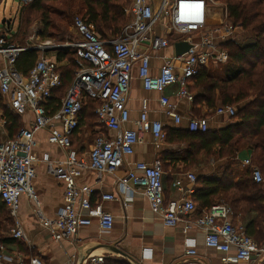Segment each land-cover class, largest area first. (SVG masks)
Returning a JSON list of instances; mask_svg holds the SVG:
<instances>
[{
  "label": "built area",
  "instance_id": "1",
  "mask_svg": "<svg viewBox=\"0 0 264 264\" xmlns=\"http://www.w3.org/2000/svg\"><path fill=\"white\" fill-rule=\"evenodd\" d=\"M32 0H21L27 3ZM209 5L216 6L215 0H131L125 10L127 24L122 34L110 41H102L100 36L89 27L86 20L76 17L72 28L76 40L66 43L63 48L75 53L73 79L58 111L52 113L46 104L53 94L62 86L61 63L43 55L35 63L27 76L16 71L15 65L20 55L28 47L9 42L12 35L3 32L0 36V97L7 107L22 116L27 112L34 114V121L23 127L17 136L0 144V200L9 210L14 221L11 237L19 243H26V235L19 220L18 212L21 197L27 196L38 204L33 189L36 179L35 136L41 131L48 133V143L66 152L64 161L53 164L47 155L44 162L48 170L64 186V203L53 220L41 217L43 228L49 232L52 240L75 241L83 227L91 226L93 219L98 220L103 233L114 228V216L104 211L101 204L93 205L91 198L94 189L79 186L78 179L83 171L90 170L104 174H114L120 170L126 158L133 155L134 147L143 143L145 135L150 133L155 143L167 140V133L161 122L148 118V101L141 105L140 117L135 121L136 129H124L130 122L128 108L131 91L132 74L138 65L139 79L148 92H163L166 88L177 85V97L194 102L190 92L192 79L209 65H228L230 57L222 45L213 46V39L222 43L234 42L235 28L232 25L215 29L204 35L207 26ZM201 35V44H196L192 36ZM172 39V42L170 38ZM186 42L191 49L181 57L166 60L158 75L150 73L151 57L149 52L166 49L170 44ZM45 49V46H40ZM98 103L95 115L100 125L116 132V137H97L86 156L78 157L73 148L72 137L80 128V114L86 100ZM166 114L176 125L182 118L176 113L168 97L160 99ZM236 108L219 107L217 115L235 117ZM6 122L0 117V133L5 132ZM191 132L206 133L209 130L205 118L192 119L188 125ZM252 168V176L257 184L264 186L261 170L253 166L252 160L245 161ZM163 165L160 160L152 165L137 163L121 180L125 191L129 183L141 190L150 204L151 210L162 217L166 227L178 226L198 211L192 199L197 183V175L187 173L190 187L182 189V182L176 187L183 191V200L167 201L163 189ZM102 201H116L114 195H103ZM127 204L126 202L124 205ZM39 215V211H37ZM232 209L220 203L202 211V216L194 221H187L183 232L186 234L194 226L205 234L206 247L222 254L224 264L252 262L255 255L260 256L264 250L230 220ZM234 249V253L232 250ZM186 255L197 256L194 240L187 241ZM12 256L6 254L0 245V264L12 263ZM20 263V262H19ZM21 264H25L22 263ZM28 264H44L39 258H31ZM77 264V262H72ZM86 264H106V256H92Z\"/></svg>",
  "mask_w": 264,
  "mask_h": 264
},
{
  "label": "crops",
  "instance_id": "2",
  "mask_svg": "<svg viewBox=\"0 0 264 264\" xmlns=\"http://www.w3.org/2000/svg\"><path fill=\"white\" fill-rule=\"evenodd\" d=\"M156 2L158 3L159 0H156ZM215 2L216 6L209 5L208 7L207 26L204 30V35L215 29H223L224 26L232 25L228 21L226 6L216 0ZM235 30L234 38L236 39V43L244 44L250 42L249 40L252 38L250 33L244 32L240 28H235ZM4 32L12 35L10 30ZM192 37L196 44H201V35H194ZM170 40L172 42L171 38ZM223 44L217 39H213V46L219 47ZM149 54L151 57L150 73L153 76L159 74L166 60L177 57L173 44H170L164 50L158 52L151 51ZM0 62L2 63L1 58ZM61 64L64 66L67 63L64 64L62 62ZM211 65L208 67H211ZM228 65H231V62ZM178 90L179 87L175 85L166 88L162 93L145 91L139 79L138 65H136L132 74L131 91L128 101L130 122L124 129H136L135 121L140 117L141 105L144 100L148 101V118L150 121L161 122L167 130L188 129L190 121L197 118L195 114L196 109L193 105L194 102L191 103L177 97ZM162 97H168L174 105L176 113L182 118L180 125H176L173 119L166 114L165 109L160 103ZM1 116L2 113L0 114ZM21 117L23 119V127H28L34 121V114L32 112H27ZM202 117L208 120L210 130H220L232 123L231 117L217 115L216 112L213 115H209V110L205 106L202 108ZM80 133L81 129L79 128L76 138L80 136ZM1 134L7 135V140H9L6 129ZM98 135L114 138L116 137V132L103 128V132ZM47 138L48 133L46 131H41L35 136L37 143L35 152L38 162L35 165L36 179L33 183V189L37 195L38 204H35L27 196L21 197L18 216L26 235V243H19L15 240L17 243L3 245L6 254L12 256L14 259L12 263L7 264H21V261L28 264L31 258H39L44 264H72L73 261L79 264L80 258L88 252H93L96 255H105L107 264H132L130 260L137 261L139 264H224L221 261L222 254L206 247L203 231L191 226L188 233L185 234L183 232L187 221H194L200 217L201 211L199 208L196 214L183 220L178 226L173 228L166 227L162 217L151 210L150 204L143 192L134 187L131 182L129 183V190L125 191L124 187L121 186V180L127 176L135 164L146 163L152 165L155 161L160 160L164 172L163 189L165 198L167 201H178L184 199V194L183 191H180L176 187L177 181H181L182 189L187 191L190 187L189 181L186 178L187 173L196 172L194 174L197 177H213L214 174H217L219 168L226 164V161L212 159L202 162L199 169L185 171L183 164H174L170 159L171 153L181 150L184 146L170 144L167 140L163 143H155L152 135L148 133L145 135L143 143L134 147L133 155L126 158L124 166L116 173L100 176L96 172L85 170L77 181L79 186L94 189V194L91 198L93 205L101 204L104 211L114 216L113 230L103 233L99 228L98 220L93 219L91 226L80 229L75 241L64 240L56 242L52 240L49 232L43 228L41 217L48 220H53L57 217L58 211L64 203V186L49 173L48 164L44 162L43 158L47 155L49 160L53 164H56L65 160L66 152L57 146L50 145ZM88 145L73 146L76 156H86L93 144ZM252 157L253 151L248 146H245L239 152L236 159L237 166L233 168L236 180L241 178L250 169V167L245 165V161L252 160ZM218 175L220 176L221 173ZM197 187L195 185V191ZM261 187L264 192L262 184ZM103 195H114L116 201H102ZM125 202L127 204L124 205ZM37 211H39V215ZM252 214L253 217L256 216V213ZM251 219L244 215L242 216L240 213L236 214L232 209L231 222L245 234ZM257 229H259L257 231H260V227H257ZM258 239L259 241L253 238L258 246L264 250V231H261ZM188 240H194L195 242V249L197 251V256L195 257L186 255ZM108 247L118 249L128 258H124L120 254H107V251H109L107 250ZM234 252L233 249L232 253ZM240 264H264V252L260 256L255 255L252 262Z\"/></svg>",
  "mask_w": 264,
  "mask_h": 264
},
{
  "label": "trees",
  "instance_id": "3",
  "mask_svg": "<svg viewBox=\"0 0 264 264\" xmlns=\"http://www.w3.org/2000/svg\"><path fill=\"white\" fill-rule=\"evenodd\" d=\"M216 1L226 6L228 21L235 28L250 33L252 38L244 44L224 43L222 46L229 54L231 65L218 69L204 68L192 79L190 92L194 95L193 105L197 117L202 115L204 106L208 108L209 115L215 114L219 107L231 106L236 108L237 112L232 118V123L220 130L209 129L206 133H201L188 129H165L168 143L184 146L181 150L171 153L170 159L174 164H183L185 171L199 169L202 162L212 159L226 161L213 177H197L198 187L192 199L201 211L200 216L203 210L223 202L236 214L252 218L248 223L246 235L259 241L258 237L261 231H264L263 189L261 184L255 183L251 167L238 180L235 179L233 168L237 166L239 152L248 146L253 151L252 164L261 170L264 178V0ZM54 2L59 3L63 11L69 13L73 12L77 5L78 12L79 9L80 13L84 12L87 25L96 31L102 41H110L122 34L128 21L125 10L131 4V0H33L23 5L20 25L9 42L13 44L15 39L26 36L28 29L38 20L45 24L41 35L43 39L55 38V29L65 31L67 27L56 26L52 20L53 15L61 16L60 9L55 11L56 7L51 5ZM54 53L59 63L67 61L68 65L61 68L62 86L46 104L52 113L58 111L76 70L73 51L61 49ZM39 56L40 53L36 51L23 52L16 62V71L27 76ZM0 106L1 118L6 122L5 129L9 140L13 139L23 128V119L11 111L1 97ZM97 107V102L91 99L85 101L79 117L80 129L95 118L98 121L94 113ZM76 139L75 134L72 137L73 146L76 145ZM252 213H256V216L253 217ZM11 222L8 209L0 200L2 245L16 242L5 235ZM257 227H260V231H257Z\"/></svg>",
  "mask_w": 264,
  "mask_h": 264
},
{
  "label": "rangeland",
  "instance_id": "4",
  "mask_svg": "<svg viewBox=\"0 0 264 264\" xmlns=\"http://www.w3.org/2000/svg\"><path fill=\"white\" fill-rule=\"evenodd\" d=\"M33 1V0H32ZM32 1H28L27 3H21V0H2L0 3V22L4 19L9 25H5L4 27H1L0 32L3 33L4 31L10 30L12 34L14 35L15 32L18 30V26L20 25V13L22 11L23 5H26ZM78 4V1H77ZM53 7H56L55 11H61V16L58 17L56 14L55 16L53 15L52 20L55 21L56 26L62 25V27H67L65 31H58L54 30L53 34V39H43L41 38V35L43 33V30L45 29V24L43 21H36L32 27H30L27 31L26 36H21L17 39L14 40L15 45H19L22 47H40V46H45L46 51L41 52L40 54L45 55L46 57L50 59H56L55 53L53 52V48L56 47H63L66 43L73 42L76 39V34L75 31L72 28L73 20L76 17H82L84 18V12L80 13V9L78 12V6L74 7L73 12H65L63 11V7L59 3H51ZM62 9V10H61ZM64 15V16H62ZM66 50V48H63ZM61 50V49H60ZM58 51V50H57ZM66 64L67 62H63ZM61 67H64L68 65H62L60 64ZM230 65H211L210 68L212 69H218V68H224ZM63 68V69H64ZM2 106H0V114L2 113ZM202 115H199L198 117H201ZM197 117V118H198ZM23 124V123H22ZM24 126V124H23ZM103 132V128L100 125V123L95 119L92 121H89L86 126H84L81 129L80 136L75 140V144L77 146H84L88 144H93L94 140L99 137L98 134ZM101 136V135H100ZM7 140V135L1 134L0 135V144L5 142ZM86 143V144H85ZM196 173V172H194ZM9 212V210H8ZM9 215L11 217V214L9 212ZM12 222L7 226L8 230L5 235L11 236V230L14 226V221L13 218L11 217Z\"/></svg>",
  "mask_w": 264,
  "mask_h": 264
},
{
  "label": "water",
  "instance_id": "5",
  "mask_svg": "<svg viewBox=\"0 0 264 264\" xmlns=\"http://www.w3.org/2000/svg\"><path fill=\"white\" fill-rule=\"evenodd\" d=\"M5 25H9V23H7L4 19L0 22V29L1 27H4ZM1 33V32H0ZM1 36V34H0ZM2 37V36H1ZM60 49H63V47H56V48H53V52L57 51V50H60ZM174 49H175V53H176V56L177 57H181L183 56L184 54H186L190 49H191V45H189V43H186V42H177L174 44ZM28 50H32V51H36V52H43V51H46V49H43V48H40V47H30L28 49H26L25 51H28ZM107 254H114V255H117V254H120V256H123L124 258H128L126 255H124L123 253H121L118 249L116 248H111V247H108L107 248ZM106 254V253H104ZM92 256H100V255H96L95 253L93 252H88L86 253L84 256H82L80 258V261H79V264H86L87 260L92 257ZM132 264H139L137 261H132Z\"/></svg>",
  "mask_w": 264,
  "mask_h": 264
}]
</instances>
